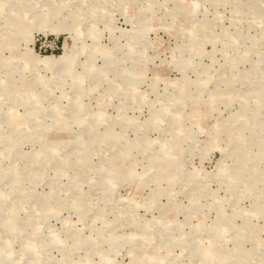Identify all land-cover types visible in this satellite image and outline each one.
Listing matches in <instances>:
<instances>
[{"label":"rangeland","instance_id":"rangeland-1","mask_svg":"<svg viewBox=\"0 0 264 264\" xmlns=\"http://www.w3.org/2000/svg\"><path fill=\"white\" fill-rule=\"evenodd\" d=\"M0 264H264V0H0Z\"/></svg>","mask_w":264,"mask_h":264}]
</instances>
